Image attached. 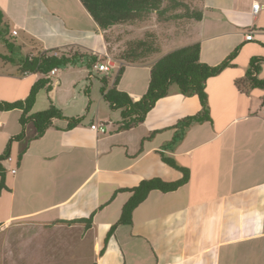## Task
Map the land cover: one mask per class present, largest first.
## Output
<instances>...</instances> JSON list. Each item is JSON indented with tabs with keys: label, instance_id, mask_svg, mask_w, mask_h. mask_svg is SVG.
Instances as JSON below:
<instances>
[{
	"label": "crops",
	"instance_id": "crops-1",
	"mask_svg": "<svg viewBox=\"0 0 264 264\" xmlns=\"http://www.w3.org/2000/svg\"><path fill=\"white\" fill-rule=\"evenodd\" d=\"M200 4L203 18L195 21L192 39L174 46L176 37L140 63L124 62L117 88L140 100L153 65L196 42L201 43V61L210 66L239 48L233 65L206 83L211 121L192 124L170 147L176 124L202 110L198 96H185L173 85L144 122L121 130V110L113 109L102 92L103 78L109 90L118 69L113 76L85 64L57 69L51 90L40 91H46L48 103L39 92L31 114L52 102L65 119L54 118L41 137H36L34 123L27 122L24 138L11 143V156L3 162L9 190L0 192V231H7L0 234L1 263L63 264L70 257L77 264L78 256L65 255V249L90 241L97 264H264V88L247 80L251 59L264 58V0ZM254 4L260 5L257 12ZM0 11V28L9 27L7 38L19 53L16 59L12 56L14 62L0 58V102L25 100L44 77L21 75L19 58L53 50L59 54L68 47L100 59L114 56L80 0H0ZM250 33L253 38L247 41ZM0 54H8L1 38ZM254 77L264 80V62ZM95 78L102 86L95 85ZM22 113L0 110V155L22 132ZM72 118L81 122L68 129ZM92 125H103L106 132ZM161 153L190 170L189 182L173 192L151 191L133 211L132 224L118 226L100 254L132 196L120 192L113 197L116 191L143 180L174 182L183 177L162 162ZM91 216L89 229L84 223H68Z\"/></svg>",
	"mask_w": 264,
	"mask_h": 264
},
{
	"label": "trees",
	"instance_id": "trees-1",
	"mask_svg": "<svg viewBox=\"0 0 264 264\" xmlns=\"http://www.w3.org/2000/svg\"><path fill=\"white\" fill-rule=\"evenodd\" d=\"M92 18L95 20L99 28L104 33L106 43L109 51L110 38L108 33L119 26L126 25L136 21H145L150 19L153 15L157 16L158 21L170 20H195L201 21L203 12L201 10L191 9L188 5L183 4L179 0H80ZM202 1V0H199ZM184 11L179 13H170L173 10H178L180 7ZM2 22V13L0 11V23ZM8 26L0 28V38L7 50L11 53L0 54V58L6 62H14V47L15 44L11 38H7ZM74 49L75 52L67 53L68 50ZM68 50L60 51L56 56L54 52H43L38 55H29L23 59L19 58L20 74L26 73H41L43 78L38 80L31 88L30 94L25 100H19L14 103L0 102L1 111H11L14 109L22 110L20 123L22 124V132L13 137L7 146V150L0 155V192L2 190H9L6 185L8 172L3 166V162L8 160L11 156V143L14 140H21L24 138V125L27 122H33L38 133L36 137H41L45 131L52 125L54 118L65 119L62 112L54 106L51 102L50 106L41 112L31 114L37 96L40 91L46 89L51 90V78L47 77L53 69H63L67 66L84 65L89 69L93 67L104 58L99 57L95 53L84 52L80 47H68ZM161 52L160 45L156 44L154 33L147 34L143 39L130 41L125 49L121 52L118 59L128 63H140L152 54ZM239 52L236 49L230 56H228L222 63L217 66H210L201 61V43L196 42L178 49H175L160 58L151 68V77L149 87L144 96L135 101L127 92L121 91L117 88L120 78L125 70L121 66L115 78L114 86L107 90V78H103L102 92L106 101L110 103L113 109L121 110L122 123L121 130L131 129L138 124L144 122L148 113L156 105V103L169 95L171 87L176 85L179 92L185 96H198L202 105V110L194 116L185 118L179 121L175 128L177 129L172 141L168 143L170 147L183 139L187 129L194 123H201L211 121L210 109L208 105V94L206 91V83L209 79L219 75L226 68L233 65V61ZM16 59V57H15ZM264 62V58L254 57L250 61L251 70L247 74V80L250 81L252 87L264 88V80L257 79L254 74L259 71V63ZM68 129H72L81 122V118L68 119ZM157 132L151 134L147 139L152 138ZM167 146V147H168ZM23 153L19 155V160L22 159ZM162 162L170 167L182 172L183 177L174 182H165L161 178H153L143 180L134 188H123L116 191L113 197L120 192H131L132 196L122 209L121 218L115 223L105 238V247L100 254L104 253L106 245L110 237L120 225H131L132 214L136 207H138L153 190H160L164 193L173 192L180 187L187 184L190 180V170L186 167L180 166L177 161L172 158L160 154ZM93 216L89 219H81L78 221H70L69 224L84 223L85 228L89 229L92 225ZM92 264H97L96 262Z\"/></svg>",
	"mask_w": 264,
	"mask_h": 264
},
{
	"label": "rangeland",
	"instance_id": "rangeland-1",
	"mask_svg": "<svg viewBox=\"0 0 264 264\" xmlns=\"http://www.w3.org/2000/svg\"><path fill=\"white\" fill-rule=\"evenodd\" d=\"M181 1L183 4L188 5L191 9L194 10H200L201 4L199 0H179ZM184 11V8L181 6L180 8H178V10H173L170 14L173 15L174 13H179ZM195 20H170V21H158L157 20V16L153 15L150 19L145 20V21H136V22H132L129 24H126L124 26H119L117 28L112 29L108 35L110 38V47H111V52H112V63L115 64L116 69H120L121 65L124 63L123 61L119 60L118 57L121 54V52L123 51V49H125L126 45L133 40H138V39H143L144 37L147 36V34L149 33H154L155 35V39H156V44L160 45V47H162V44H165V42H169L176 39V37L178 38V41L173 43L172 45H181L184 44L186 42H188L190 39H192L193 37V33H194V28H195ZM6 47V46H5ZM6 51L11 55V53L7 50ZM71 54L73 52H75L74 49L68 50L67 53ZM18 56L19 53H14V57ZM101 62H104L103 60ZM99 63V62H98ZM97 63V64H98ZM95 67V66H94ZM107 74V73H106ZM110 76H113V71H111L110 73H108ZM96 83L95 85H100L102 86V83H99L97 81V78H95ZM94 80V81H95ZM42 94H39V96L41 95V100L44 104L48 103V95L46 93V91L44 92H40ZM99 93V91H98ZM100 95V93H99ZM0 234H7V231H0ZM84 235H81V238L84 239ZM79 237V236H78ZM32 238H34V236H32ZM80 239V238H79ZM40 242V245H44L43 242L40 240L38 241ZM56 241L53 242V244ZM72 242V241H71ZM52 241H50V243L47 244H51ZM62 243V242H61ZM60 243V244H61ZM76 245H79V243L76 241L75 242ZM83 244H81L80 247H74V248H67L65 249V255L70 254L71 256H75L78 258V262L77 264H92L94 263L95 259L93 257V252L91 250V242L87 241V244L84 245V247L82 246ZM26 253H28L27 255H32L30 254V252H28L27 250L25 251ZM64 252H56V255H62ZM25 253V254H26ZM4 254V252H3ZM8 254V253H6ZM61 256H58L59 259ZM2 257L0 256V259ZM70 257H65V263L63 264H76L77 259H74L71 261H69ZM5 263H1L0 264H12L11 261H7V259H5ZM58 260V259H57Z\"/></svg>",
	"mask_w": 264,
	"mask_h": 264
},
{
	"label": "built area",
	"instance_id": "built-area-1",
	"mask_svg": "<svg viewBox=\"0 0 264 264\" xmlns=\"http://www.w3.org/2000/svg\"><path fill=\"white\" fill-rule=\"evenodd\" d=\"M259 9H260V5H259V4H254V5H253V10H254V12H257ZM12 34H13V36H16V35H17V32L14 31ZM252 38H253L252 33H250V34H248V35L246 36V40H247V41L252 40ZM55 55L57 56L58 54H55ZM115 66H116V65L112 63V59H111L109 56H107L104 62H99L98 64L95 65L94 68H95L98 72H101V73H107V74H108V73H110L111 71H114V69H116ZM56 71H57V69H53V70L49 73L48 77L51 78L52 75H54V74L56 73ZM91 128L94 129V130H96V131H98V132H101V133H105V132H106V127H104L103 125H101L100 127L97 126V125H92ZM15 172H16V169H13V170H12V173H15Z\"/></svg>",
	"mask_w": 264,
	"mask_h": 264
}]
</instances>
